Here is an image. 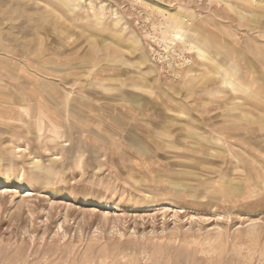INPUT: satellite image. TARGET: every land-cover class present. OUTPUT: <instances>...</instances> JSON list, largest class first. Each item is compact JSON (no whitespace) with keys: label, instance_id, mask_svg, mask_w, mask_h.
I'll use <instances>...</instances> for the list:
<instances>
[{"label":"rangeland","instance_id":"1","mask_svg":"<svg viewBox=\"0 0 264 264\" xmlns=\"http://www.w3.org/2000/svg\"><path fill=\"white\" fill-rule=\"evenodd\" d=\"M214 3L0 0V264H264V0Z\"/></svg>","mask_w":264,"mask_h":264},{"label":"built area","instance_id":"2","mask_svg":"<svg viewBox=\"0 0 264 264\" xmlns=\"http://www.w3.org/2000/svg\"><path fill=\"white\" fill-rule=\"evenodd\" d=\"M162 2L169 11L170 7L178 8L179 6H185L198 17L209 14L215 7L214 0H162ZM137 3L138 2L132 4L129 8V13L131 19L133 16L135 26L146 37V44L152 60L159 64L161 68L166 69L169 73L173 70H183L187 68L190 64V60L176 47L175 41L177 36H172L167 44H159V34L156 30L152 29L153 25L150 24L151 17H147ZM184 22H186L185 18ZM178 75L176 74V76Z\"/></svg>","mask_w":264,"mask_h":264}]
</instances>
